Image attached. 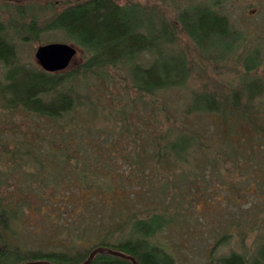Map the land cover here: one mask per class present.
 <instances>
[{
	"label": "trees",
	"instance_id": "16d2710c",
	"mask_svg": "<svg viewBox=\"0 0 264 264\" xmlns=\"http://www.w3.org/2000/svg\"><path fill=\"white\" fill-rule=\"evenodd\" d=\"M39 1L44 2L38 12L41 17L34 14L18 20L0 16V64L4 70L0 110L21 112L33 120L24 123L22 130L12 122L11 129L17 128L18 137L0 140V157L7 155L14 162L19 159V163L35 165L38 183L34 189L41 200L51 199L43 195L47 183L59 187L61 177L68 182L76 178L80 204L72 207L64 202L67 219L54 223L53 247L44 250L9 242L4 233L11 230L9 222L16 210L0 203V264L34 260L80 264L97 246L130 255L138 264H176L175 250L182 245L159 237L172 225L188 220L181 208L191 204L192 197L186 199L185 194H191L184 191L185 200L179 189L167 199L170 183L180 187L194 184V177L204 173L205 165L210 172L221 167L230 171L228 162L232 167L241 166L238 156L264 163V76L254 75L234 85L220 80L215 88L191 90L177 110L162 98L169 89L184 86L193 69L179 34H185L202 56L217 61L233 59L246 34L216 8L219 0L175 6L171 16L158 4L138 0ZM53 30L62 31L80 50V62L50 72L36 60L23 63L19 59L14 40L37 42L41 34ZM144 52L151 57L148 65L139 62ZM260 61L259 50L254 48L242 59L245 73ZM109 69L122 70L128 88L138 93L126 94L130 111L120 99H112L108 105L95 93L93 87L99 88L109 79ZM201 117L210 118L208 125L214 127L218 142L213 133H202L196 123ZM123 134L126 146L132 145L125 153L130 172L143 167L154 176L168 175L162 179L146 176L151 195L148 205L113 210L107 219L102 210L104 198L123 176L113 172V151L100 150L107 139ZM48 158L56 163L60 177L44 171ZM107 168L113 169L109 172ZM261 189L259 183V192L264 193ZM24 203L22 199L19 204ZM260 215L248 229H234L236 233L231 230L240 227L239 222L231 221L212 241L196 244L190 241L194 236H189L186 251L201 252L207 264H264V211ZM89 264L133 263L97 253Z\"/></svg>",
	"mask_w": 264,
	"mask_h": 264
},
{
	"label": "rangeland",
	"instance_id": "374dc122",
	"mask_svg": "<svg viewBox=\"0 0 264 264\" xmlns=\"http://www.w3.org/2000/svg\"><path fill=\"white\" fill-rule=\"evenodd\" d=\"M117 1L125 2L126 0ZM138 1L158 4L166 9L167 14L171 16L175 13V6L177 8L191 2H212L213 0ZM219 1L216 8L226 13L233 26L242 30L247 38L233 59L217 61L202 56L193 44H190L185 34H179L182 48L190 53L189 58L193 69L189 80L184 86L174 87L162 93V98L176 110L191 90L201 89L202 87L215 88V82L220 80L234 85L241 79H247L254 75L264 76V0ZM43 3L39 0H0V16L3 19L14 18L18 20H21L20 17H31L34 14L40 16L41 13L38 12H40V7H43ZM21 14L23 15L21 16ZM49 42L72 44L60 30L41 34L37 42L14 40L17 55L23 63L33 62L37 46ZM254 48L259 50L260 64L250 73H245L242 59ZM80 60H82V53L78 52L73 64L80 62ZM150 60L151 57L144 52L139 62L148 65ZM108 74L109 79L102 81L99 88L97 86L93 87L95 88V93L101 94L104 98V104L109 103L108 105L112 103V99L117 102L120 99L125 108L130 111L131 103L126 101V94L138 93L128 88V83L126 84L125 79L122 77V70L109 69ZM3 78L4 70L0 64V80L2 81ZM93 83L96 84L95 81ZM92 86L93 84L91 83ZM145 100L148 101L147 98ZM115 115L117 116V113ZM262 115L264 116V108ZM29 120L33 122L30 118L23 116L21 112L11 114L0 110V140L14 141L18 134L16 132L17 128L11 129L12 122L15 121V126H20L22 130L24 128L23 124L30 123ZM199 120L201 121H196V123L202 133L206 136L213 133L217 141L214 127L211 124L208 125L210 118L201 117ZM208 137L211 139L210 135ZM107 140L104 147L101 150H97L104 153L110 152L109 150L113 151V154L110 153L114 157L115 167L114 169L107 168L106 170L110 172L113 169V172L119 174L120 177L123 176L121 181L114 186L112 194L105 196L103 201V207H106H102L103 214L107 219H111L113 210L119 212L132 209L135 206L148 205L151 195L148 194L146 176L162 179L163 175L167 176L168 173L154 176L152 172L143 167L142 171L130 172L129 162L125 158V153L132 148V145L126 146L124 134L120 137H115L113 140ZM237 159L240 161L241 166L232 167L228 162L226 167L230 171H226L221 167L220 171L210 172L209 167L205 165L204 173L194 177V184L191 183L192 185L180 187L170 183L167 188V199L175 190L179 192V189L183 190L180 191L179 195L184 199L185 197L186 199L192 197V203H187V205H184L185 207L181 208L187 215L188 220L172 225L162 237H159L162 240H169L182 245L175 250L176 264H207V259L200 255L201 252L190 253L186 251L187 248L185 246L188 240L186 241L185 239H188L187 237L193 235L194 239H190V241H194L196 244H201L200 240L212 241L221 234V228L231 221H238L240 225V227L232 228L231 232L234 231L236 233L235 230L238 228L248 229L254 222L253 220L259 218L261 211H264V193L259 192V183L262 184L261 190L264 189V163L260 161L254 163L248 156L247 158L238 156ZM44 165V171L50 172L52 176L54 174L59 175L56 173V163L50 158L44 161ZM66 167L69 168V166ZM35 168V165L32 167L31 164L19 163V159L14 162L7 155L0 157V196L3 197V201H0V203L9 204L16 210V216L9 222L12 228L4 234L9 242L21 248H43L47 250L53 247L55 241L52 229L54 223L61 224L67 219L64 202H67L72 207L80 204V187L76 178L71 177L69 179L71 181L68 182V178L64 176L60 178L59 187L49 182L42 188L43 195H50L51 199L41 200L36 195L37 189H34V186L38 183L34 175L36 172ZM49 180H51L50 177ZM184 191H189L191 195L186 196L185 194L184 197ZM56 194H60V196H56ZM65 195L66 197H64ZM22 199L25 200V203L20 205L19 203H22ZM69 209L73 210L71 207ZM202 245L199 246L202 247Z\"/></svg>",
	"mask_w": 264,
	"mask_h": 264
},
{
	"label": "water",
	"instance_id": "95a60500",
	"mask_svg": "<svg viewBox=\"0 0 264 264\" xmlns=\"http://www.w3.org/2000/svg\"><path fill=\"white\" fill-rule=\"evenodd\" d=\"M79 51L80 50L74 44L65 42H49L38 45L35 50L34 57L36 62L42 69L50 72H55L66 69L75 60V57L77 56ZM97 253H109L121 258L129 259L133 264H138L132 256L104 246H97L93 248L89 252L84 262L80 264H89ZM21 264L52 263L43 260H34L26 261Z\"/></svg>",
	"mask_w": 264,
	"mask_h": 264
}]
</instances>
